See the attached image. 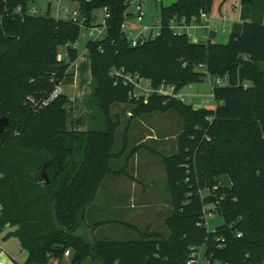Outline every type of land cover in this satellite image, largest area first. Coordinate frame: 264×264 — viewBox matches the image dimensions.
Wrapping results in <instances>:
<instances>
[{
	"label": "trees",
	"instance_id": "1",
	"mask_svg": "<svg viewBox=\"0 0 264 264\" xmlns=\"http://www.w3.org/2000/svg\"><path fill=\"white\" fill-rule=\"evenodd\" d=\"M36 1L0 0V118L9 121L0 130V232L13 227L10 234L27 251V259L16 264H50L68 249L72 264H186L190 247L205 241L210 264H263L264 24L236 21L228 42L195 43L185 33L174 34L169 20L209 12L215 0H175L161 8V34L133 45L121 28L130 0H78L89 18L104 7L110 15L105 37L87 44L93 87L84 105L90 115L98 111L102 123L77 130L68 126L67 93L44 102L75 75L81 29L64 18L29 14ZM20 5L22 11L13 14ZM62 48L66 57L59 58ZM200 64L212 77L228 78L214 87V107L156 93L148 101L132 98L131 85L112 74L138 73L155 87L166 81L180 89L203 80L207 73ZM118 105L127 107L129 122L169 111L183 121L177 151L162 156L170 210L158 230L151 223H123L137 232L129 240L97 238V227L118 221L90 225L87 216L107 177L127 175L131 183L129 162L143 148L130 147L128 124L122 148L114 150L122 123ZM123 159L128 163L119 168L116 161ZM225 174L232 180L225 197L202 195ZM209 203L224 219L212 231L204 225ZM217 237L224 238L222 247Z\"/></svg>",
	"mask_w": 264,
	"mask_h": 264
},
{
	"label": "rangeland",
	"instance_id": "2",
	"mask_svg": "<svg viewBox=\"0 0 264 264\" xmlns=\"http://www.w3.org/2000/svg\"><path fill=\"white\" fill-rule=\"evenodd\" d=\"M49 1L50 0H37L36 2L32 3V6L36 7L39 15L56 16L58 5L57 0H52L51 6L50 8H48ZM173 2H175V0H146V17L144 23L155 24L160 17L162 6L170 5ZM220 2L221 0L214 1V11L218 10ZM61 5L70 8L80 7L78 0H63L61 2ZM93 13H95L99 19H102L105 14L102 8L94 9ZM129 26L134 30L140 27L138 22L133 18L129 20ZM228 26L230 29V22H228ZM229 36L230 31H221L220 26L217 25V30L212 33V40L218 43H226L229 40ZM88 40L89 37L87 32L82 31L81 36L75 44V47L78 48L81 56L79 61L77 62V65L75 66L76 76L70 75L65 77L64 81L60 85L62 91H65V93L69 95V98L72 97V99L74 100L73 103L71 101L67 105V122H69L71 126H81V128L83 129H87L88 127L92 128L97 124L102 123L100 120L101 114H99V112L97 111L98 113L96 112V114L92 113L90 115V110L86 109L84 105V99L91 94L93 87V79L90 70V55L87 48ZM64 57H66V49L62 48L59 53V58ZM211 80H214V77H212L211 75H206L203 77V80L201 82L188 85L189 90L192 94H197L198 92L201 95L189 96V98L187 99V103L193 104L195 107H202L204 104L207 107H214L215 100H213V98L211 97ZM85 93L88 94L84 96ZM125 108L127 107L122 105H118L115 107V112L120 115L122 123L117 130V140L114 150L117 152L122 148L124 133L126 131L127 125L129 124L130 147H137V145H142L143 147L137 152V154L132 155L133 157H131L132 159L129 162V167L131 166L130 170L133 171H131L130 178L131 176L137 175L136 178L132 177L133 180L137 181L136 186L142 190L144 189L145 193H147L148 190L150 191V195L152 194L151 203L153 204L152 206L148 207L150 209H147V211L151 216L149 220H151L152 228L158 230L162 226L164 215H166L170 210L168 200L169 188L167 184L165 165L162 160V156H169L177 151L178 138L183 129V121L175 111H169L167 113L153 112L140 116L136 115L132 118V121L129 122L128 116L123 111V109ZM71 122L73 123V125ZM103 124L105 126V122ZM126 161L127 160L123 159L121 161H116V163L120 168L124 164L128 163V161ZM125 177H127V175H125ZM127 179H129V177H127ZM219 179L220 178H215L213 180L211 190L209 188L203 189L202 195H208L212 192H217L221 193L223 197H225L224 194L226 192V189L225 186L220 183ZM125 194H127V190H121L120 193L116 196L118 205L124 203ZM133 202L134 201L131 199L130 193L126 205L131 211L137 212L140 208L141 203L138 201L137 207L131 208ZM101 204L102 200L99 199V201L95 205L98 208V205L100 206ZM205 208L207 209V212H211L215 207L213 204L209 203L205 205ZM160 213H162L161 217ZM97 216L98 218L100 217L99 214ZM223 222V217L214 212V214L208 218L207 228L212 231ZM116 226L120 228V234L122 236H112L110 234L108 235V233L111 231H109L108 229L110 228L107 227L103 228L101 232L97 233V235L95 234V236L100 239L121 240H129L130 238L137 236V232L131 230L130 228L124 227L119 223H116ZM6 227L9 231L7 235L8 239L14 236L10 234L14 231V229L10 230L8 225H6ZM122 228H124V230H122ZM122 231H125V233H123ZM100 236H102V238ZM13 241H15V239H13ZM23 253H25V251ZM14 254L17 257V260H24V254H21L19 252ZM50 264H72V261L69 256L64 255L61 260L58 258H53Z\"/></svg>",
	"mask_w": 264,
	"mask_h": 264
},
{
	"label": "built area",
	"instance_id": "3",
	"mask_svg": "<svg viewBox=\"0 0 264 264\" xmlns=\"http://www.w3.org/2000/svg\"><path fill=\"white\" fill-rule=\"evenodd\" d=\"M51 1L48 2V5L51 6ZM63 0H57V18H64L70 20L74 24L78 25L82 31H86L89 39H102L106 35L107 31V21L110 15L107 7L102 8L105 12L104 17L99 19L95 13H92L91 17L86 13L84 9L81 7L70 8L67 6H62L61 2ZM241 2V1H240ZM145 3L146 0H130L129 8L127 10L126 16L127 19L123 22L121 28L127 34L128 39L131 40L133 45H136L140 40H144L148 37H156L161 34L162 23L160 18L154 24L144 23L146 17L145 11ZM214 6V5H213ZM21 5L12 11L13 14L21 12ZM27 12L29 14H38V11L35 6L30 5L28 7ZM3 17V14H0V21ZM135 19L139 28L134 30L129 26V20ZM92 19V20H91ZM220 23L217 22V17L214 14V10L209 12L200 11L197 15H193L191 17H177L172 16L169 20L170 29L174 32V34H187L188 38L192 42H207L212 41V33L217 30V25L220 26L221 31H230L228 22H230L228 16L226 14H222L219 16ZM233 24V23H232ZM85 34V33H83ZM201 71H206L207 75L210 73L207 71V68L204 64H200L199 68ZM124 70H113L112 74H120L119 76L123 77V82L125 84L131 85V93L130 97L141 99L143 98L145 101H148L149 98L153 94L162 95L167 98H177L184 102H187L189 96H199L200 93L192 94L189 90V86H184L180 89L177 88V85L168 83L166 81H162L158 87H155L152 81L149 78H145L138 73H124ZM228 83V78L214 77V80H211V97L214 100V87L216 85H223ZM247 86V84H245ZM62 92V88L58 86L51 97L47 99L45 103H48L50 100L54 99L57 95ZM201 97V96H200ZM206 107V105H203ZM2 202L0 201V215L2 213ZM215 210L211 212H207V209L204 210V225L207 227L208 218L211 217ZM209 230V229H208ZM214 230V229H213ZM1 234V233H0ZM238 237L242 236V232L237 233ZM220 241H224V238L217 237V247H222L223 244ZM191 252L189 258L186 261V264H210L211 259L207 255L208 252V242L205 241L202 244L192 245L190 247ZM6 253V249L3 245L1 235H0V256ZM70 250L65 251V256H70ZM0 264H2L0 262ZM264 264V263H263Z\"/></svg>",
	"mask_w": 264,
	"mask_h": 264
},
{
	"label": "crops",
	"instance_id": "4",
	"mask_svg": "<svg viewBox=\"0 0 264 264\" xmlns=\"http://www.w3.org/2000/svg\"><path fill=\"white\" fill-rule=\"evenodd\" d=\"M214 14L217 17L218 23H220L219 16L222 14H226L230 20V25H232V23L236 21L238 22L252 21V22L264 24V1L254 0L253 4L243 5L241 4L240 0H221L219 8L217 11H214ZM80 57L81 56H79L78 60L74 63V67L77 65V62L79 61ZM74 76H76V69ZM63 92L65 93V91ZM86 94L88 93H85L84 96ZM71 100L73 103L74 100L72 99V97ZM68 126L70 128H74L77 130H86L81 128V126L79 127L71 126L69 122H68ZM131 171L133 170L128 169L129 173H131ZM136 176H132V177L136 178ZM136 183L137 181L135 180H131L130 183L125 178V175L121 177H112V176L107 177L103 181V184L99 189L96 200L90 205L91 207L87 214L88 224L92 225L93 223H97L101 221L114 220V221H118L119 224L120 222H122L121 224L122 226H124L125 223L141 226V227L144 224L150 225L151 220L149 219L151 216L148 213L147 209H150L148 207L152 206L153 204L151 203L152 194L150 195V191L148 190L147 193H145L144 189L142 190L136 186L137 185ZM121 190L123 191L127 190V194H125L124 196V200H125L124 203L118 205L116 196L120 193ZM130 193H131V199L135 202V204L134 202L132 203L131 208H136L138 201L141 203L140 208L137 212L131 211L130 209H128L126 205ZM99 199L102 200V204L100 206L98 205L97 208L95 204L99 201ZM98 214L100 215L99 218L97 216ZM118 222H109L107 224L101 225L94 230V234L97 235V233L101 232L103 228L107 227L110 228L108 230L111 231L108 233V235L110 234L112 236H119L121 235L120 228L116 226V223ZM9 228L10 230L14 229L13 227L10 226ZM122 230H124V228H122ZM8 232L9 231L6 226L0 232L3 245L6 249V253L0 256V262L2 264H16L17 262L23 263L27 259V251L21 247L19 239L16 236H12L7 239ZM122 232L124 233V231ZM100 237L102 238V236ZM13 239H15L16 242L13 241ZM24 251L26 254L23 253ZM18 252L25 255L23 261L17 260V257L14 253H18ZM69 258L71 257L69 256Z\"/></svg>",
	"mask_w": 264,
	"mask_h": 264
},
{
	"label": "water",
	"instance_id": "5",
	"mask_svg": "<svg viewBox=\"0 0 264 264\" xmlns=\"http://www.w3.org/2000/svg\"><path fill=\"white\" fill-rule=\"evenodd\" d=\"M8 118H0V130H3L6 125H8ZM47 165L44 166L42 175L45 179H47V182L49 183V176L47 174ZM220 182L224 186H231L232 185V180L229 177V175L225 174L220 178Z\"/></svg>",
	"mask_w": 264,
	"mask_h": 264
}]
</instances>
